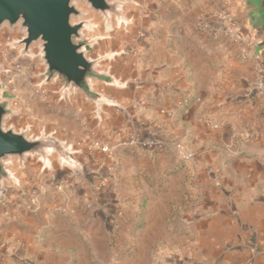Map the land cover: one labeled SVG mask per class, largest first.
<instances>
[{"label":"rangeland","instance_id":"rangeland-1","mask_svg":"<svg viewBox=\"0 0 264 264\" xmlns=\"http://www.w3.org/2000/svg\"><path fill=\"white\" fill-rule=\"evenodd\" d=\"M133 1L123 8V15L132 19L131 24L117 25L111 16V27L108 29L99 14L90 11L85 3H77V7L87 13L86 18L95 26L92 31L86 32L85 39L102 38L88 51L87 57L96 59L104 56L107 54L106 46L112 39L121 38L125 40L126 53L135 58L140 48L135 40L144 31L140 21L135 23L134 19L139 16H134L135 11L131 8L135 9V5H153L154 2ZM234 4L235 0H200L198 5H213L212 10L199 11L198 21L187 28L193 29L192 33L216 40V44L220 43L228 50L235 49L234 59L245 61L251 58L248 56L249 51L240 47L241 41L235 32L225 28L227 17L233 14L231 8ZM239 10L231 17L236 18L242 13L243 3ZM230 32L236 35L239 42L228 36ZM21 37L22 32L18 27L8 29L5 26L0 29V81H11L16 87L14 95L2 97L9 100V107L15 112L6 119L5 127L26 131V136L32 139L52 135L64 148H68L72 161L61 159L56 151H49L46 152V162L36 156L27 157L25 169L13 167L19 187H7L3 201L0 202V264H264L262 176H253L254 173L250 175L239 168H229L228 162L236 155L221 151L220 162H227L221 168L213 167L214 160L215 165L218 163L219 154L204 153L201 150L188 152L186 141L182 140L181 143L172 140L173 152L179 162L187 167L185 179L189 188L184 187L181 192L174 191L165 203L162 219L164 227L161 232L154 227L144 231L146 213L152 208H159L149 196L160 194V183L166 172L155 168L152 162L146 164L138 159H133L124 169L120 163L116 167L112 166L105 160L113 157L121 148H131L120 146L109 154L94 146L95 143L101 146L113 145L124 142L122 140L102 143L98 138L88 136L84 142L85 137L76 135L69 138V142L48 132L43 123L42 105L50 100L70 104L80 98L83 105H88L87 110L91 116L96 118L94 107L80 94L69 99L65 96L60 100L57 84L39 87L43 67L36 56V49L32 47V58H21L17 50L10 47L11 43ZM243 52L246 58L242 57ZM113 59L112 55L110 59L99 63L96 69L108 73L120 85L121 77L117 79L110 65ZM259 65L256 63L254 66L256 82L247 85L246 90L242 91V95L237 98V105L229 102L225 110L218 104L211 107L200 105L199 118L203 124L211 130L217 131L222 127L232 132L233 146H245L250 142L260 144L264 139V129L260 133L252 124H240L244 114L251 112L253 105L262 106L258 113L264 114V90L257 88L262 71ZM94 83L97 93L112 97L109 91L113 87L101 81ZM185 99L186 104L183 103ZM196 101L202 103L199 99ZM190 102V99L182 97L179 106L187 107ZM106 108L102 107L100 124ZM161 113L168 116L172 114L165 111ZM207 122L217 124L218 127L211 128ZM132 136L142 140L153 139L142 138L137 134ZM176 143L182 144L184 151L192 155L190 160L184 159L175 150ZM154 149L131 151L145 155V152L152 153ZM245 155L252 156L249 153ZM259 162V167L264 169V156ZM14 195L19 196L15 201ZM31 215L35 226L28 222L27 217ZM62 226H66V237L62 236V230H57ZM63 243L68 248H57L58 244ZM22 246H25L23 253L20 252ZM30 248L33 253L28 251ZM42 251L48 255L38 259L36 253Z\"/></svg>","mask_w":264,"mask_h":264},{"label":"crops","instance_id":"crops-1","mask_svg":"<svg viewBox=\"0 0 264 264\" xmlns=\"http://www.w3.org/2000/svg\"><path fill=\"white\" fill-rule=\"evenodd\" d=\"M199 1L152 0L153 5H135L138 8H131L135 11L133 15L139 16L134 19L135 23L140 21L144 31L142 36L135 40L140 48L135 58H132L126 53L124 39L113 38L106 46L107 54L113 55L114 58L110 64L112 71L117 79L120 80L121 77L122 82L119 88L109 91L112 92L110 99L117 106L105 109L106 114L102 117L101 124L91 116L87 110L88 105H83L80 98L70 104L53 99L42 105L43 123L47 131L55 133L61 140L70 142L69 138L76 135L85 137L84 142L91 136L98 138L102 143L107 140L126 141L135 134L142 138L153 137L156 148L152 153L145 152V155H142L134 153L131 149L121 148L113 157L104 159L112 166L120 163L123 169L133 159H138L146 164L152 162L155 168L166 172L163 173L161 183L159 182L162 187L160 194L149 196L159 208H152L146 213L144 231L153 227L162 231L165 203L174 191L181 192L184 189L187 167L179 162L173 152L172 140L181 143L182 140L186 141L188 152L196 153L201 150L204 153L219 154L218 163L215 165L214 160L213 167L221 168L226 164L227 161L220 162L222 152L236 155L231 157L230 163L228 162L229 168H239L250 175L254 173L253 176L260 175L264 178V169L259 167V161L264 156V139L260 144L250 142L245 146H233L232 132L225 131L222 127L217 131L211 130L199 118L201 104L210 107L218 104L224 110L229 102H235L237 105V98L242 95V91L246 90L247 85L256 82V63L262 65L260 75L264 79V48L250 34L246 21L238 22L231 17L240 12V0H235L231 8L233 14L227 17L225 28L238 35L240 47L249 51L251 58L245 61L235 60V49L228 50L224 45L216 44V40L192 33L193 29L187 27L198 21L199 11H211L213 7L198 5ZM182 97L190 99L187 107L179 106ZM197 99L202 103L197 102ZM253 106L251 112L244 114L240 124H252L261 133L264 129V114L258 112L262 106ZM161 111L172 114L164 115ZM245 153L252 156L249 157ZM212 185L215 186L216 183L213 182ZM17 197L19 196H13L14 201ZM256 210L258 211V207ZM27 218L28 222L35 226L32 215ZM62 227L57 230H62V236L66 237V226ZM24 248L25 246H22L20 249L21 253ZM57 248L65 250L68 246L63 243L58 244ZM29 250L34 252L31 248ZM47 255L45 251L36 253L38 259H44Z\"/></svg>","mask_w":264,"mask_h":264},{"label":"water","instance_id":"water-1","mask_svg":"<svg viewBox=\"0 0 264 264\" xmlns=\"http://www.w3.org/2000/svg\"><path fill=\"white\" fill-rule=\"evenodd\" d=\"M241 1L243 11L235 20L246 21L250 34L264 48V0ZM78 2L85 3L90 11L99 14L107 29L111 27V16L117 25L131 24L132 19L123 15V8L133 0H0V29L18 27L22 32L20 40L10 44L17 50L18 57L32 58V47L36 49V56L43 67L39 87L57 84L60 100L65 96L69 99L82 95L93 105L100 123L102 107L116 108L117 105L95 91L94 81L113 88L121 85L108 73L96 69L99 63L112 55L105 54L96 59L87 57L88 51L102 38L85 39L86 32L95 26L86 18L87 13L77 7ZM14 114L9 100L0 98V202L7 187H19L13 167L25 169L27 157L36 156L46 162V152L56 151L61 159L72 161L68 148H64L52 135L32 139L26 136V131L6 128V119Z\"/></svg>","mask_w":264,"mask_h":264},{"label":"built area","instance_id":"built-area-1","mask_svg":"<svg viewBox=\"0 0 264 264\" xmlns=\"http://www.w3.org/2000/svg\"><path fill=\"white\" fill-rule=\"evenodd\" d=\"M233 41L235 42H239V39L236 37L235 34L233 33H229V35ZM234 38V39H233ZM9 40V38H8ZM251 57V54L250 52L248 53ZM242 57L243 58H246L247 55L245 52L242 53ZM260 67H262V65H259ZM257 88L260 89V90H264V79H262V76L260 75L259 78H258V81H257ZM16 93V87L12 84L11 81H7L5 83H2V86L0 88V98H2L4 95H14ZM41 94H46L45 92H41ZM183 103L186 104L187 103V100H183ZM208 126L211 127V128H217L218 125L217 124H212V123H209L207 122ZM95 148L99 149L100 151L104 152V153H109L111 154L112 152L115 151L116 148L120 147V146H123V147H128V148H131V149H144V150H152L155 148L156 146V143L153 139H146V140H142L136 136H132V137H129L127 141H124V142H120V143H117V144H113V145H106V146H101V145H98L97 143H95ZM175 150L181 155L183 156L184 159L186 160H190L192 158V155L189 154V153H186L184 151V147L182 144L180 143H176L175 145Z\"/></svg>","mask_w":264,"mask_h":264},{"label":"trees","instance_id":"trees-1","mask_svg":"<svg viewBox=\"0 0 264 264\" xmlns=\"http://www.w3.org/2000/svg\"><path fill=\"white\" fill-rule=\"evenodd\" d=\"M184 187L189 188V183L185 182Z\"/></svg>","mask_w":264,"mask_h":264}]
</instances>
